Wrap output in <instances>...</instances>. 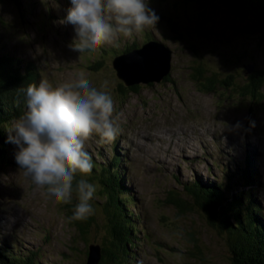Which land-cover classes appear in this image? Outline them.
<instances>
[{
  "label": "rangeland",
  "instance_id": "obj_1",
  "mask_svg": "<svg viewBox=\"0 0 264 264\" xmlns=\"http://www.w3.org/2000/svg\"><path fill=\"white\" fill-rule=\"evenodd\" d=\"M19 1L18 6L0 0V53L27 61L35 70L33 83L45 80L55 88L80 74L97 87L109 81L122 131L107 143L94 134L85 147L97 161H108L116 151L125 190L134 199L128 211L138 214L135 222L144 226L137 234H149L129 250L128 263L230 264L225 232L206 220L175 177L186 183L224 180L234 163L247 165L248 155L252 193L264 215V98L256 103L239 93L248 65L264 69V38L247 31L248 19L220 8L218 0H149L159 20L144 31L171 49V80L129 84L111 65L112 48L120 52L132 42L142 45L143 31L118 35L99 47L102 53L78 58L70 51L72 29L60 22L70 0ZM198 63L219 81L213 90H203L193 79ZM221 80L232 84L227 88ZM134 84L137 92H127ZM24 109L22 94L19 114ZM238 121L241 127L231 128ZM7 143L5 163L0 161V248L16 255L33 251L43 264H85L87 244L107 235L101 201L94 194V220L83 240L66 215L76 193L71 203L48 201L18 171L15 146ZM247 188L234 185L227 195ZM175 198L187 208L174 205Z\"/></svg>",
  "mask_w": 264,
  "mask_h": 264
},
{
  "label": "clouds",
  "instance_id": "obj_2",
  "mask_svg": "<svg viewBox=\"0 0 264 264\" xmlns=\"http://www.w3.org/2000/svg\"><path fill=\"white\" fill-rule=\"evenodd\" d=\"M158 20L149 0H70L60 22L72 29L70 51L80 58L118 35L155 28ZM108 88L107 79L97 87L83 74L55 88L45 80L29 83L21 89L24 111L6 126L18 171L35 191L56 203H71L76 193L69 220H86L94 213L96 185L86 178L93 169L86 141L95 134L112 142L122 131ZM240 127L239 121L231 126Z\"/></svg>",
  "mask_w": 264,
  "mask_h": 264
},
{
  "label": "trees",
  "instance_id": "obj_3",
  "mask_svg": "<svg viewBox=\"0 0 264 264\" xmlns=\"http://www.w3.org/2000/svg\"><path fill=\"white\" fill-rule=\"evenodd\" d=\"M12 1L19 6V0ZM183 1L192 2L197 0ZM218 1L220 8L224 7L234 15L248 19L247 31L264 38V0ZM142 38V42H144L152 38V35L148 31H143ZM136 46V43L132 42L122 47L120 52H116L113 48L112 52L117 55ZM98 51L102 53L104 50L101 47ZM27 63V61L14 54L0 53L1 159H3V154L6 152L7 145L6 140L3 139L4 128L19 115V100L23 94L21 89L33 81L35 77L34 68L27 65ZM29 68L31 69L29 70ZM193 69L194 72L191 75L194 80H197L199 87L206 91L213 90L216 87V83L219 81L216 80L213 73L206 74L207 70L201 63L193 66ZM229 78L230 74L227 75V79ZM164 79L169 81L171 77L168 74ZM220 83L227 88L232 84L228 80H221ZM263 85L264 69L253 68L248 73L247 81L239 86V93L241 96H247L254 102L259 103L264 98ZM136 86L134 84L128 87L127 92H137ZM91 158L93 169L86 178L96 185V197L101 201L103 212L107 215V235L98 243L101 247V258L98 263L129 264V250L137 245V232L142 229L143 225L135 222L139 218L138 214L128 211L127 205L134 199L125 190L123 183L125 179L123 177L124 170L122 169V172L119 170L121 159L115 150L108 161H97L92 155ZM246 162L247 165L242 163V165L237 166L234 164L229 173L225 174L224 180L216 181L213 179L214 181L186 183L176 177L175 179L183 185L182 190L187 193L190 199L192 198V202L204 213L206 220L225 232V240L230 252V264H264V215L261 213L262 208L259 207L256 194L252 193V187L255 183L253 185L254 178L249 172L250 158L248 155ZM234 185H239L240 189L244 185H249L250 188L227 195L228 189L233 188ZM173 203L178 205L179 208H187V204L179 198H175ZM65 207H67L66 215L69 217L72 209L69 205ZM93 220V216H89L86 220H69V222L84 240ZM141 233L145 237L148 235L146 230ZM193 246L196 249L198 248L197 244ZM191 253L194 254V252ZM35 254V252L29 251L23 255H16L9 248H0V264H43L38 258L35 259Z\"/></svg>",
  "mask_w": 264,
  "mask_h": 264
},
{
  "label": "water",
  "instance_id": "obj_4",
  "mask_svg": "<svg viewBox=\"0 0 264 264\" xmlns=\"http://www.w3.org/2000/svg\"><path fill=\"white\" fill-rule=\"evenodd\" d=\"M171 49L155 37L142 45L117 54L112 59L116 74L125 83L160 81L170 70ZM253 65H248L251 71ZM101 258V247L97 243L87 244L85 264H97Z\"/></svg>",
  "mask_w": 264,
  "mask_h": 264
},
{
  "label": "bare ground",
  "instance_id": "obj_5",
  "mask_svg": "<svg viewBox=\"0 0 264 264\" xmlns=\"http://www.w3.org/2000/svg\"><path fill=\"white\" fill-rule=\"evenodd\" d=\"M160 136H161V134H160ZM150 137H157V136H156L155 134H153V135L150 136ZM150 137H149V138H150ZM199 141H200V140H199ZM229 141H230V140H229ZM135 144H136V143H135ZM137 147H138V146H137ZM161 148H162V147H161ZM166 150H167V149H166ZM234 164L237 165V163H234ZM244 165H245V164H244ZM143 227H144V226H143ZM142 231H143V230H141V232H142ZM148 236H149V234H148ZM143 237H144L145 239L147 238V237L143 236L142 233H141L140 236L138 235V238L136 239V243L139 241V238H143ZM140 240H141V239H140Z\"/></svg>",
  "mask_w": 264,
  "mask_h": 264
}]
</instances>
